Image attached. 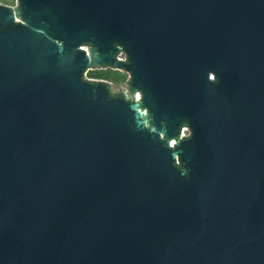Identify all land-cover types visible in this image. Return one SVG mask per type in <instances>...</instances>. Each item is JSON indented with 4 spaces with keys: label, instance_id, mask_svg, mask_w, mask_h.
Wrapping results in <instances>:
<instances>
[{
    "label": "water",
    "instance_id": "95a60500",
    "mask_svg": "<svg viewBox=\"0 0 264 264\" xmlns=\"http://www.w3.org/2000/svg\"><path fill=\"white\" fill-rule=\"evenodd\" d=\"M0 264H264V0L0 1Z\"/></svg>",
    "mask_w": 264,
    "mask_h": 264
},
{
    "label": "built area",
    "instance_id": "2783aa9c",
    "mask_svg": "<svg viewBox=\"0 0 264 264\" xmlns=\"http://www.w3.org/2000/svg\"><path fill=\"white\" fill-rule=\"evenodd\" d=\"M83 49H87V47H82ZM120 60L125 61L127 59V55L125 52L121 51L118 56ZM108 72H118L122 76L114 78L113 76L106 75ZM87 79L88 80H104L109 82L110 84L114 85L117 88H122L127 85L128 80L130 79V74L128 72L122 71L117 68H96V69H88L86 71ZM182 134L185 136H190L191 130L189 127L184 126L182 128Z\"/></svg>",
    "mask_w": 264,
    "mask_h": 264
},
{
    "label": "rangeland",
    "instance_id": "374dc122",
    "mask_svg": "<svg viewBox=\"0 0 264 264\" xmlns=\"http://www.w3.org/2000/svg\"><path fill=\"white\" fill-rule=\"evenodd\" d=\"M0 1L3 2V3H6V4H14L15 3V0H0ZM108 73L111 74L114 78L122 76L118 72H108Z\"/></svg>",
    "mask_w": 264,
    "mask_h": 264
},
{
    "label": "trees",
    "instance_id": "16d2710c",
    "mask_svg": "<svg viewBox=\"0 0 264 264\" xmlns=\"http://www.w3.org/2000/svg\"><path fill=\"white\" fill-rule=\"evenodd\" d=\"M106 75H110V76H112L111 74H109V73H107Z\"/></svg>",
    "mask_w": 264,
    "mask_h": 264
}]
</instances>
